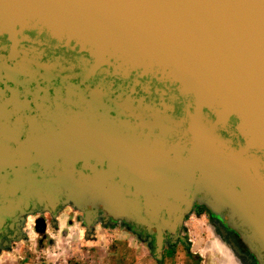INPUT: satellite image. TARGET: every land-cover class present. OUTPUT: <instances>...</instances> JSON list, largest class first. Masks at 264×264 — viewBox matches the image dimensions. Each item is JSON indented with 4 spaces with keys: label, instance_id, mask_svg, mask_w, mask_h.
<instances>
[{
    "label": "water",
    "instance_id": "obj_1",
    "mask_svg": "<svg viewBox=\"0 0 264 264\" xmlns=\"http://www.w3.org/2000/svg\"><path fill=\"white\" fill-rule=\"evenodd\" d=\"M33 33L73 50L77 74L154 78L162 98L154 112L56 118L46 132L61 161L47 160L41 181L1 175L15 137L2 129L0 239L22 237L30 203L53 216L72 203L88 227L102 212L150 236L161 262L166 243L190 247L181 230L199 201L264 264V0H0V36L15 47ZM0 62L18 74L27 57ZM84 156L88 174L76 169Z\"/></svg>",
    "mask_w": 264,
    "mask_h": 264
},
{
    "label": "flooded vegetation",
    "instance_id": "obj_2",
    "mask_svg": "<svg viewBox=\"0 0 264 264\" xmlns=\"http://www.w3.org/2000/svg\"><path fill=\"white\" fill-rule=\"evenodd\" d=\"M13 49L17 58L27 57L29 68L26 74H5L0 62V131H16L15 137L4 142L8 143L10 162L4 163L7 170L1 175L8 173L10 180L15 174L21 176V173L26 171L35 175L37 181H41L46 161L55 160V157L58 162L61 161L58 155L61 151L59 140L48 138L46 132L48 129L58 131L63 126V123L55 121L60 118V114L94 112L113 116L114 109L125 106L137 112H154L159 107L163 86L154 78L138 75L124 77L110 74H77L79 68L76 61L71 59L65 62L61 55L64 52L74 55L73 50L54 41L47 43L42 35L34 33L29 34L27 39L15 47L7 35L0 36V57H7ZM52 64L54 68L51 73H47ZM6 65L13 67L10 62H6ZM70 67L71 70H65ZM1 141L0 138V150ZM56 145L57 147H54ZM89 157L79 158L76 169L84 171L85 174L90 173L84 163ZM1 165L3 164L0 159V167ZM28 210L43 211L34 203H30ZM192 210L199 215L205 214L221 227L226 226V218L215 216L204 203L195 201ZM104 217L113 220L105 215ZM138 234L148 237L142 233ZM13 237L12 231L3 234L0 248L8 247L12 240H16Z\"/></svg>",
    "mask_w": 264,
    "mask_h": 264
},
{
    "label": "rangeland",
    "instance_id": "obj_3",
    "mask_svg": "<svg viewBox=\"0 0 264 264\" xmlns=\"http://www.w3.org/2000/svg\"><path fill=\"white\" fill-rule=\"evenodd\" d=\"M61 55L72 59L71 53ZM97 218L86 226L84 212L72 203L55 216L46 211L22 214L17 221L22 237L0 248V264H258L227 225L193 210L181 230L190 247L166 243L161 262L152 256L150 236L139 235L122 220L103 214ZM39 219L46 224L41 232L35 228Z\"/></svg>",
    "mask_w": 264,
    "mask_h": 264
},
{
    "label": "bare ground",
    "instance_id": "obj_4",
    "mask_svg": "<svg viewBox=\"0 0 264 264\" xmlns=\"http://www.w3.org/2000/svg\"><path fill=\"white\" fill-rule=\"evenodd\" d=\"M22 41H24V40H22ZM22 41H20V42H22ZM64 61L66 62V59H64ZM28 68H29V63L27 61L25 64V67L22 69L19 68L18 70H16V73L17 72H18V74L24 73V71H27ZM53 68H54V65L53 64L50 65L47 73H51ZM65 70H71V67L65 68ZM88 117L89 116L87 114H81V115H72V114H68V113L60 114L61 119H63L64 121H71L72 123H76V122L78 123L81 121L88 120ZM8 133H9V135L14 136L16 134V131L11 130V131H8Z\"/></svg>",
    "mask_w": 264,
    "mask_h": 264
}]
</instances>
